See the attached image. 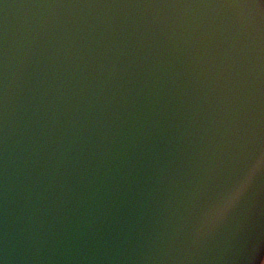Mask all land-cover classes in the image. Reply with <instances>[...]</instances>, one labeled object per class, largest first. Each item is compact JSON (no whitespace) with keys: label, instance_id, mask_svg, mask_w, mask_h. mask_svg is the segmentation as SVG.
I'll list each match as a JSON object with an SVG mask.
<instances>
[{"label":"water","instance_id":"obj_1","mask_svg":"<svg viewBox=\"0 0 264 264\" xmlns=\"http://www.w3.org/2000/svg\"><path fill=\"white\" fill-rule=\"evenodd\" d=\"M262 159L261 0H0V264H261Z\"/></svg>","mask_w":264,"mask_h":264},{"label":"snow or ice","instance_id":"obj_2","mask_svg":"<svg viewBox=\"0 0 264 264\" xmlns=\"http://www.w3.org/2000/svg\"><path fill=\"white\" fill-rule=\"evenodd\" d=\"M225 3L242 5L252 0H224ZM264 2V0H261ZM242 23V21H240ZM258 173H264V159L253 163L247 171L228 189L223 191L218 200L205 209L206 222L219 224L240 204L249 193Z\"/></svg>","mask_w":264,"mask_h":264},{"label":"flooded vegetation","instance_id":"obj_3","mask_svg":"<svg viewBox=\"0 0 264 264\" xmlns=\"http://www.w3.org/2000/svg\"><path fill=\"white\" fill-rule=\"evenodd\" d=\"M263 260H264V258H263ZM262 263H263V261H262ZM262 263H261V264H262Z\"/></svg>","mask_w":264,"mask_h":264},{"label":"rangeland","instance_id":"obj_4","mask_svg":"<svg viewBox=\"0 0 264 264\" xmlns=\"http://www.w3.org/2000/svg\"><path fill=\"white\" fill-rule=\"evenodd\" d=\"M262 264H264V260H263V263Z\"/></svg>","mask_w":264,"mask_h":264}]
</instances>
